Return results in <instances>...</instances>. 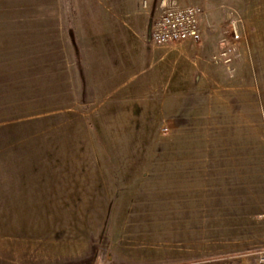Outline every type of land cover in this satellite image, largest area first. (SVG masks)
Returning <instances> with one entry per match:
<instances>
[{
  "label": "rangeland",
  "instance_id": "374dc122",
  "mask_svg": "<svg viewBox=\"0 0 264 264\" xmlns=\"http://www.w3.org/2000/svg\"><path fill=\"white\" fill-rule=\"evenodd\" d=\"M163 1L0 0V264H264V0Z\"/></svg>",
  "mask_w": 264,
  "mask_h": 264
},
{
  "label": "built area",
  "instance_id": "2783aa9c",
  "mask_svg": "<svg viewBox=\"0 0 264 264\" xmlns=\"http://www.w3.org/2000/svg\"><path fill=\"white\" fill-rule=\"evenodd\" d=\"M205 14L206 10L200 4L177 7L163 1L158 14L151 22L150 42L154 46H167L200 41L203 35L202 19ZM232 39L233 41L240 39L236 29ZM220 58L226 64H230L232 62L230 49H224L220 53Z\"/></svg>",
  "mask_w": 264,
  "mask_h": 264
},
{
  "label": "crops",
  "instance_id": "0c3cea01",
  "mask_svg": "<svg viewBox=\"0 0 264 264\" xmlns=\"http://www.w3.org/2000/svg\"><path fill=\"white\" fill-rule=\"evenodd\" d=\"M111 1H114V0H108L109 3ZM121 1H122V6L120 7L119 11H114L113 9V13L119 14L120 19H121L120 21H121L123 28L127 29L131 33H134L135 31L137 34H141V32L147 29V27H149V30H150V25L148 26V23H147L149 22V20L147 21L144 15L145 13L142 14L139 12V10L141 9L140 8L141 6L142 7L144 6V2H145L147 7L149 8L147 12H149L148 14H150L155 9L157 10L158 8L157 0H121ZM132 40L139 42V45L145 46L143 39H140V38L137 39V38H132V37L122 39L121 41L117 40L114 42L113 45L122 46L123 52L126 53L127 51H129L126 48L132 45L131 44Z\"/></svg>",
  "mask_w": 264,
  "mask_h": 264
}]
</instances>
